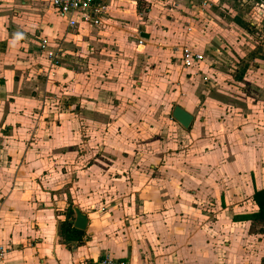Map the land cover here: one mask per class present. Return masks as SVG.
Masks as SVG:
<instances>
[{"label":"crops","instance_id":"crops-1","mask_svg":"<svg viewBox=\"0 0 264 264\" xmlns=\"http://www.w3.org/2000/svg\"><path fill=\"white\" fill-rule=\"evenodd\" d=\"M84 26L69 28L49 0H0V243L9 264H96L105 256L130 264H264V224L254 200L264 190V44L245 45L242 22L230 35L182 32L183 44L204 60L185 68L180 104L194 120L188 129L174 121L191 143L174 166L143 172L142 161L129 155V170L109 179L98 167L116 163L99 157L73 174L63 164L59 174L56 155L61 148L66 154L60 137L77 130L71 121H52L46 104L50 91L66 93L74 72L59 66L53 79H43L39 43L78 37ZM17 31L24 38L12 46ZM76 97H62L67 112L51 116L88 118L82 98L69 111ZM75 207L87 215V228L66 242L60 226L67 216L74 226Z\"/></svg>","mask_w":264,"mask_h":264},{"label":"rangeland","instance_id":"rangeland-1","mask_svg":"<svg viewBox=\"0 0 264 264\" xmlns=\"http://www.w3.org/2000/svg\"><path fill=\"white\" fill-rule=\"evenodd\" d=\"M241 22L248 30V44L234 36L237 45H263L264 4L259 0H119L108 13L78 30L80 36L50 40L59 59L53 69L48 68L49 59L39 47L40 76L47 82L57 75L59 66L71 67L74 72L66 82V93L50 91L52 102L46 104L52 121L60 119L64 126L71 121L70 126L77 130L73 138L63 134L66 138L59 139L66 154L63 156L62 148L58 150L56 156L63 162L58 173L65 172L63 164L73 174L100 157L116 163L98 167L97 173L110 179L129 170L125 166L129 155L135 162L142 161L139 168L150 173L166 163L174 166L177 157L186 158L191 143L187 135L177 131L172 117L175 105L182 100V82L190 73L180 58L182 48L187 47L181 40L182 32L209 28L230 35L239 30ZM146 25L151 29L149 37L144 34ZM140 39H144L143 44H139ZM65 95L77 96L69 111L76 109L80 98L87 100L83 103L89 110L88 118L54 117L67 112L61 102ZM261 107L264 110V100ZM113 126L119 128L118 133L113 132ZM85 172L94 173L92 169Z\"/></svg>","mask_w":264,"mask_h":264},{"label":"built area","instance_id":"built-area-1","mask_svg":"<svg viewBox=\"0 0 264 264\" xmlns=\"http://www.w3.org/2000/svg\"><path fill=\"white\" fill-rule=\"evenodd\" d=\"M49 2L54 8L57 16L65 20L67 26L73 29L99 19L102 15L108 13L110 8L116 5L117 0H49ZM143 43L144 39H140L139 44ZM50 45L51 42L49 38H42L40 40L39 47L46 53L47 58L49 59L48 68L53 69V67L59 64L58 50L51 48ZM181 60L182 64L188 68L203 61L204 57L202 53L194 51L189 47H184L181 50ZM8 253V248L0 243V264H9ZM96 264L130 263L110 256H105L99 259Z\"/></svg>","mask_w":264,"mask_h":264},{"label":"trees","instance_id":"trees-1","mask_svg":"<svg viewBox=\"0 0 264 264\" xmlns=\"http://www.w3.org/2000/svg\"><path fill=\"white\" fill-rule=\"evenodd\" d=\"M259 1L264 3V0ZM254 200L259 206V212L256 214V217L264 224V190L257 191L254 195ZM69 209H71L69 212L70 216V214H73L74 212L72 207H69ZM69 216H67V218L61 223V234L66 242L71 240H80L84 234V231L75 228L73 226V221L68 218Z\"/></svg>","mask_w":264,"mask_h":264},{"label":"water","instance_id":"water-1","mask_svg":"<svg viewBox=\"0 0 264 264\" xmlns=\"http://www.w3.org/2000/svg\"><path fill=\"white\" fill-rule=\"evenodd\" d=\"M172 117L186 129L190 128L194 120V115L182 104L175 105L172 112ZM74 210L76 214L74 226L80 230H85L88 223L87 215L83 213L78 207H75Z\"/></svg>","mask_w":264,"mask_h":264},{"label":"clouds","instance_id":"clouds-1","mask_svg":"<svg viewBox=\"0 0 264 264\" xmlns=\"http://www.w3.org/2000/svg\"><path fill=\"white\" fill-rule=\"evenodd\" d=\"M23 38H24V33L21 31H17L13 33L10 44L12 46H16L19 43V41H21Z\"/></svg>","mask_w":264,"mask_h":264}]
</instances>
